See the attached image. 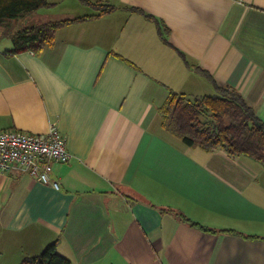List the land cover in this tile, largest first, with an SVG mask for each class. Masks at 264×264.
I'll use <instances>...</instances> for the list:
<instances>
[{
  "label": "crops",
  "instance_id": "obj_1",
  "mask_svg": "<svg viewBox=\"0 0 264 264\" xmlns=\"http://www.w3.org/2000/svg\"><path fill=\"white\" fill-rule=\"evenodd\" d=\"M47 1L0 24V130L55 122L72 157L51 163L59 189L0 172V264L54 241L72 264H264V163L189 145L160 113L171 90L221 85L264 121V0ZM93 14L9 52L19 27Z\"/></svg>",
  "mask_w": 264,
  "mask_h": 264
},
{
  "label": "trees",
  "instance_id": "obj_2",
  "mask_svg": "<svg viewBox=\"0 0 264 264\" xmlns=\"http://www.w3.org/2000/svg\"><path fill=\"white\" fill-rule=\"evenodd\" d=\"M49 4L47 0H0V24ZM98 7L99 13L112 8L110 5L101 8L99 3ZM92 16L94 14L19 27L12 34L13 46L9 52L33 50L39 53L53 43L59 26ZM217 87L218 93L201 97L171 90L160 108L162 125L189 145L198 144L208 151L222 148L230 155L245 154L264 163V121L237 90ZM20 264H72V261L57 251L54 241L40 253L24 257Z\"/></svg>",
  "mask_w": 264,
  "mask_h": 264
},
{
  "label": "built area",
  "instance_id": "obj_3",
  "mask_svg": "<svg viewBox=\"0 0 264 264\" xmlns=\"http://www.w3.org/2000/svg\"><path fill=\"white\" fill-rule=\"evenodd\" d=\"M71 157L66 136L55 122L44 133L15 128L0 130V172L16 167L59 189V180L50 173L51 163L69 162Z\"/></svg>",
  "mask_w": 264,
  "mask_h": 264
},
{
  "label": "rangeland",
  "instance_id": "obj_4",
  "mask_svg": "<svg viewBox=\"0 0 264 264\" xmlns=\"http://www.w3.org/2000/svg\"><path fill=\"white\" fill-rule=\"evenodd\" d=\"M69 1H71L72 2V0H64V2H69ZM63 2V1H62ZM66 3V4H67ZM106 5H104V6H102V4H100V7L102 8V7H105ZM45 7V6H44ZM59 7V6H58ZM49 13L47 14V15H42L43 16V18L45 17L46 19H53L54 17H55V13H51V11H48ZM7 264H9V262H7Z\"/></svg>",
  "mask_w": 264,
  "mask_h": 264
}]
</instances>
